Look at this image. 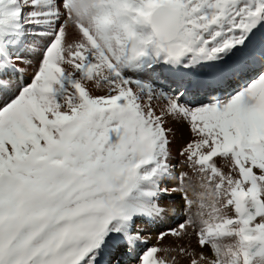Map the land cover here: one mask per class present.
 Returning <instances> with one entry per match:
<instances>
[{
    "label": "snow or ice",
    "instance_id": "6c2138e0",
    "mask_svg": "<svg viewBox=\"0 0 264 264\" xmlns=\"http://www.w3.org/2000/svg\"><path fill=\"white\" fill-rule=\"evenodd\" d=\"M0 264H264V0H0Z\"/></svg>",
    "mask_w": 264,
    "mask_h": 264
},
{
    "label": "bare ground",
    "instance_id": "6f19581e",
    "mask_svg": "<svg viewBox=\"0 0 264 264\" xmlns=\"http://www.w3.org/2000/svg\"><path fill=\"white\" fill-rule=\"evenodd\" d=\"M189 136H190V134L187 130V125H184L181 128V131L177 133L176 140L173 143V145L179 146V145L186 143L189 139ZM173 155L175 156V159H176L177 155H175V154H173ZM175 159L173 160V164H175ZM197 183H198V178H197ZM177 217L178 218L180 217V211L179 210L177 212ZM178 222H179V219H168L166 221V223L164 225H162L161 227L162 228L175 227ZM159 230H161V228L154 229L153 233H155L156 231H159Z\"/></svg>",
    "mask_w": 264,
    "mask_h": 264
},
{
    "label": "rangeland",
    "instance_id": "374dc122",
    "mask_svg": "<svg viewBox=\"0 0 264 264\" xmlns=\"http://www.w3.org/2000/svg\"><path fill=\"white\" fill-rule=\"evenodd\" d=\"M95 94L97 95H100V94H103L102 92H96ZM183 145V144H182ZM182 145H179V146H174L172 145V151H173V154L177 155V152H178V149L182 146ZM182 160V157H180L179 155H177L176 159H175V165H177V169H179V162ZM218 162H219V158H217ZM227 169L225 168V171ZM193 175L192 173H190V176Z\"/></svg>",
    "mask_w": 264,
    "mask_h": 264
}]
</instances>
